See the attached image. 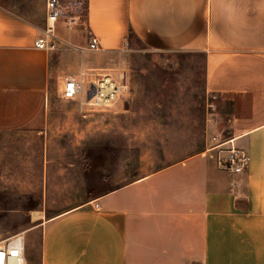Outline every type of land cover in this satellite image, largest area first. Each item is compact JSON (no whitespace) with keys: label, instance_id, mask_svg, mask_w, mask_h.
I'll list each match as a JSON object with an SVG mask.
<instances>
[{"label":"crops","instance_id":"1","mask_svg":"<svg viewBox=\"0 0 264 264\" xmlns=\"http://www.w3.org/2000/svg\"><path fill=\"white\" fill-rule=\"evenodd\" d=\"M44 24L45 0H0V132L37 120L52 77L78 78L98 68L91 53L136 40L203 54L206 90L229 105L221 139L250 162L231 174L195 153L105 188L33 227L39 264H264V0H87L53 50L34 47Z\"/></svg>","mask_w":264,"mask_h":264},{"label":"rangeland","instance_id":"2","mask_svg":"<svg viewBox=\"0 0 264 264\" xmlns=\"http://www.w3.org/2000/svg\"><path fill=\"white\" fill-rule=\"evenodd\" d=\"M90 59L98 68L84 71V86L108 76L120 87L109 104L64 98L58 74L37 120L0 132V241L25 231L27 264H39L34 226L105 188L214 155L210 137L228 135L229 105L206 90L201 52H152L134 40Z\"/></svg>","mask_w":264,"mask_h":264},{"label":"built area","instance_id":"3","mask_svg":"<svg viewBox=\"0 0 264 264\" xmlns=\"http://www.w3.org/2000/svg\"><path fill=\"white\" fill-rule=\"evenodd\" d=\"M87 16V0H45V24L39 29V34L34 40V47L43 50H53L56 43L62 39L57 35V25L64 24L66 28H74L81 25ZM89 50L98 49L97 37L91 35L88 42ZM83 50V49H81ZM122 77L123 75L120 74ZM109 79L113 88L104 90ZM85 74L81 72L78 78L67 76L64 80L62 96L74 98L79 96L86 104L107 105L119 92V85L108 76H103L96 81L84 86ZM90 94V97L88 95ZM210 155L222 170L231 174L241 173L247 170L250 162L248 153L236 144V138L221 139L216 135L210 137L206 152ZM98 209L99 204L94 203ZM0 264H27L25 257V231H19L0 241Z\"/></svg>","mask_w":264,"mask_h":264},{"label":"bare ground","instance_id":"4","mask_svg":"<svg viewBox=\"0 0 264 264\" xmlns=\"http://www.w3.org/2000/svg\"><path fill=\"white\" fill-rule=\"evenodd\" d=\"M106 82H107V85H105V89L104 90L109 91V90H111L113 88V84H112V82L109 79H107Z\"/></svg>","mask_w":264,"mask_h":264},{"label":"water","instance_id":"5","mask_svg":"<svg viewBox=\"0 0 264 264\" xmlns=\"http://www.w3.org/2000/svg\"><path fill=\"white\" fill-rule=\"evenodd\" d=\"M88 97H90V94L88 95Z\"/></svg>","mask_w":264,"mask_h":264}]
</instances>
